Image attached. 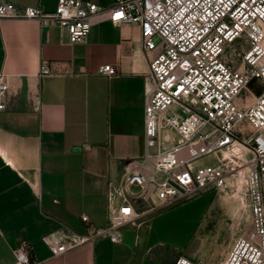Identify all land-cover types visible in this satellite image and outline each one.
Here are the masks:
<instances>
[{
    "label": "crops",
    "instance_id": "crops-1",
    "mask_svg": "<svg viewBox=\"0 0 264 264\" xmlns=\"http://www.w3.org/2000/svg\"><path fill=\"white\" fill-rule=\"evenodd\" d=\"M8 1L45 12L57 4ZM152 55L137 24L103 20L85 41L69 43L57 26L0 19V72L7 75V107L0 111V264L15 263V248L32 264H173L180 255L195 256L166 236V218L178 208L168 209L178 204L146 224L125 225L117 242L97 237L53 255L43 240L51 232L84 235L106 224L108 182L120 180L126 161L144 153ZM104 64L116 74H99ZM204 209L209 212V203Z\"/></svg>",
    "mask_w": 264,
    "mask_h": 264
},
{
    "label": "built area",
    "instance_id": "built-area-1",
    "mask_svg": "<svg viewBox=\"0 0 264 264\" xmlns=\"http://www.w3.org/2000/svg\"><path fill=\"white\" fill-rule=\"evenodd\" d=\"M3 18L57 26L69 43L85 41L103 20L137 24L143 49L153 52L144 153L126 161L120 180L108 182L103 227L43 236L53 255L97 237L120 241L127 224H146L163 208L233 187L251 228L236 235L218 264H264V0H113L105 6L57 0L53 12L0 0ZM116 72L109 64L98 68L108 77ZM47 73L42 66L41 74ZM253 80L262 84L257 93L249 89ZM6 94L7 75L0 72V111ZM212 156L217 160L196 163ZM13 253L14 264H32L21 248ZM173 264L204 263L180 255Z\"/></svg>",
    "mask_w": 264,
    "mask_h": 264
},
{
    "label": "rangeland",
    "instance_id": "rangeland-1",
    "mask_svg": "<svg viewBox=\"0 0 264 264\" xmlns=\"http://www.w3.org/2000/svg\"><path fill=\"white\" fill-rule=\"evenodd\" d=\"M249 89L257 93L262 84L253 80ZM235 153L236 146L231 148ZM217 160V156L204 157L197 164H207ZM137 190V187H132ZM235 188L225 191L210 190L185 203L169 208H178L167 216V226L172 240H176L184 253L204 264H218L236 235L251 228L248 208L241 202ZM209 203V212L204 207ZM167 212V211H166Z\"/></svg>",
    "mask_w": 264,
    "mask_h": 264
},
{
    "label": "bare ground",
    "instance_id": "bare-ground-1",
    "mask_svg": "<svg viewBox=\"0 0 264 264\" xmlns=\"http://www.w3.org/2000/svg\"><path fill=\"white\" fill-rule=\"evenodd\" d=\"M234 146H235V145L231 146V148H232V147H234ZM238 182H239V183H241V182H242V179H241L240 177L238 178ZM235 194H238V192H237V191H235Z\"/></svg>",
    "mask_w": 264,
    "mask_h": 264
},
{
    "label": "water",
    "instance_id": "water-1",
    "mask_svg": "<svg viewBox=\"0 0 264 264\" xmlns=\"http://www.w3.org/2000/svg\"><path fill=\"white\" fill-rule=\"evenodd\" d=\"M74 149H75V150H78L79 148H78V147H75Z\"/></svg>",
    "mask_w": 264,
    "mask_h": 264
}]
</instances>
